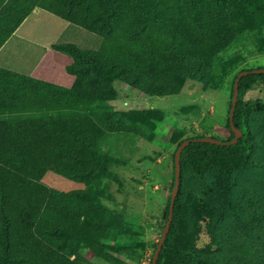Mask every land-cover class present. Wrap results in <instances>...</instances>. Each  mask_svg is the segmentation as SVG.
<instances>
[{
  "label": "rangeland",
  "instance_id": "374dc122",
  "mask_svg": "<svg viewBox=\"0 0 264 264\" xmlns=\"http://www.w3.org/2000/svg\"><path fill=\"white\" fill-rule=\"evenodd\" d=\"M102 1L93 0L91 13L101 11ZM105 1L115 13L109 18L110 31L102 37L72 26L82 33L72 40L83 50H96L94 42L102 40L101 58L131 65V71L111 81L118 66H102V80L88 85L90 104L65 105L60 93L44 98L36 93L23 101L25 107L0 110V122L102 117L101 125L115 134H107L105 141L103 137L98 155L88 154V165H73L91 198L79 192L85 187L63 189L60 204L47 209L43 218L45 205L18 208V219L10 228L13 249L0 264H151L168 220L178 146L197 137L230 140L235 75L264 69V55L259 54L264 49L263 29L235 33L237 49L229 63L236 69L225 79L214 59L212 78L192 80L186 72L172 74L160 67L165 61L159 54L166 48L161 34L174 31L188 38L196 32L199 22L186 0ZM145 3L154 11L148 12ZM199 5L210 18L214 16V2L202 0ZM83 35L93 41L81 43ZM186 43L193 47L189 38ZM72 60L76 68L78 62ZM262 83L242 92L240 102L251 108L264 103ZM134 111L144 112L140 116ZM251 121L257 138L264 137V116L254 113ZM257 146L255 157L244 161L237 148L202 146L187 153L183 196L159 264H264V141ZM86 169L90 172L82 173ZM229 197L238 207L234 214H224ZM83 214L91 215L92 222L84 221ZM72 229L78 230L72 234Z\"/></svg>",
  "mask_w": 264,
  "mask_h": 264
},
{
  "label": "trees",
  "instance_id": "16d2710c",
  "mask_svg": "<svg viewBox=\"0 0 264 264\" xmlns=\"http://www.w3.org/2000/svg\"><path fill=\"white\" fill-rule=\"evenodd\" d=\"M4 1L6 0H0V7ZM211 1L214 2L215 11L212 12L214 16L210 18V14H206L203 7L199 5L202 0H186V4L194 11L199 22L196 32L188 37L193 47L186 43L188 38H184L174 31H166L165 34H161L166 46L165 50L159 54L160 58L164 57L163 60L165 61V63L160 62L162 69L165 68L166 71L177 75L186 72V74L189 73V79L198 80L200 78L203 80L205 76L212 78L216 74L215 65L211 66V61L214 59L223 68V79L234 73L236 67H230L229 57L237 49L235 33L264 29V0ZM18 2L25 4L24 7L27 12H30L34 7H40L66 22L80 26L86 31L102 37L103 32L108 33L110 31L109 18L115 14L105 0L101 2V11L96 15L91 13L93 0H10L6 6L9 4L11 8V3L17 4ZM26 4H28L27 7ZM6 6L2 11L4 18L7 17L5 14L9 9ZM145 6L148 12L154 11L152 4L145 3ZM183 8L184 6L180 7V9ZM2 13L0 12V16ZM24 16L22 14L21 18ZM217 16L224 19L219 20ZM147 24L148 22H144L143 27ZM15 27L16 25L13 28ZM153 32L159 36L156 31ZM178 40H184V42L181 43ZM54 48L68 55L71 61L76 58L78 66L72 67L73 61L66 69L68 74L74 77L73 85L70 88L59 87L0 70V110L9 111L25 107L23 105L26 100L30 98V95L36 93L42 95L43 98L60 93L65 105L90 104L88 85L93 84L96 78L102 80L104 77L102 66L113 69L118 66L119 69L114 71V75L109 76L111 81L118 80L122 75L129 73L132 68L131 65L119 64L109 59L108 61L103 60L101 53H99L100 48L97 51H85L73 44L55 45ZM259 54L264 55V49ZM240 73L235 75L234 85ZM84 74H90V77L86 79L87 76ZM133 80L137 81V77H133ZM260 81H263L262 86H264V74H250L242 78L239 84V97L242 92L252 90L255 84ZM127 84L129 87H134L132 83L127 82ZM32 100H34L33 97L30 100V106L34 105ZM230 109H232V102ZM134 112L142 116L144 111ZM254 113L264 116V103H257L251 108L243 105L238 99L234 125L242 131L243 135L237 144L219 146L196 142L184 149L181 156L180 187L175 203L173 222L157 264H159L162 252L172 232L183 196L184 161L187 153L195 148L208 146L220 150L237 148V156L243 161L249 157H255L258 150L257 145H261L264 137L257 138L256 136L251 121ZM115 114L117 116V114L124 113L115 112ZM101 121L102 117L88 114L0 122V261H3V258L9 255L13 249L14 237L11 235L10 228L18 219V208H25L27 204H32L35 208L45 205L43 218L47 209L49 210L52 205L60 204V200L64 198V195L60 193L63 189L72 192L78 190V187H85L79 192L83 198L86 196L91 198L86 191L87 185L80 180V175L74 166L83 162L88 165L87 163L91 162L90 159L86 158L88 154L98 155L99 142H102L106 137L105 141L108 137L107 134H115L106 129V124L102 126ZM231 133L232 138L228 141L235 138L232 130ZM202 138L206 137L194 139ZM83 172L87 174L90 169L82 170ZM174 181H176L175 161ZM91 186L94 188L93 185ZM70 203L73 204L74 200L71 199ZM225 210L224 214H234L238 210L231 197L226 200ZM223 215L219 216L220 220H224ZM81 218L84 221L92 222L91 215L83 214ZM45 219L46 217L40 221L42 228L46 226ZM77 230L72 229L70 233L75 234ZM62 233L65 232L62 231ZM186 253L191 254L195 259L199 258L193 252L186 251ZM73 264L81 263L74 262Z\"/></svg>",
  "mask_w": 264,
  "mask_h": 264
},
{
  "label": "crops",
  "instance_id": "0c3cea01",
  "mask_svg": "<svg viewBox=\"0 0 264 264\" xmlns=\"http://www.w3.org/2000/svg\"><path fill=\"white\" fill-rule=\"evenodd\" d=\"M8 1L10 0L4 1L1 5V13ZM11 5V8L9 4L6 6L9 8L5 14L7 17L4 18L3 13L0 16V70L70 88L74 83V77L68 74L66 69L72 62L71 58L56 50L54 46L73 44L83 50L78 42L72 40L75 34L82 35V33L72 26L83 28L66 22L40 7H34L27 12L25 4L18 2ZM22 14L25 15L24 18H21ZM15 25L16 27L13 28ZM82 38L84 40H81V43L84 44L93 41V37L86 35ZM94 43L98 45L96 50L85 51L99 50L102 40ZM9 46L10 52L7 51ZM130 100L135 99L130 98Z\"/></svg>",
  "mask_w": 264,
  "mask_h": 264
},
{
  "label": "water",
  "instance_id": "95a60500",
  "mask_svg": "<svg viewBox=\"0 0 264 264\" xmlns=\"http://www.w3.org/2000/svg\"><path fill=\"white\" fill-rule=\"evenodd\" d=\"M250 74H257V75L264 74V69L241 72L235 81L234 95H233V101H232V109H231V113H230V126H231L232 132L235 134V138L232 141H228V142H222V141H218V140L212 139V138L187 140V141H184L180 145V147L178 148L176 155H175L176 181H175V186H174V188L172 190V194H171V203H170V208H169L168 221H167L166 227L164 229L163 235L161 237V240L157 246V249H156V252H155V255L153 257L151 264H157L161 250H162L164 243L168 237V234H169L170 228H171V224L173 222L174 208H175V203H176V199H177V195H178L179 187H180L181 156H182L184 149L187 148L192 143H196V142L208 143L211 145H219V146H232V145H235L238 143V141L242 138V135H243L242 131L237 129L234 125V115H235V111H236V107H237V103H238V99H239V84H240V81L242 80V78H244ZM164 216H166V214H164Z\"/></svg>",
  "mask_w": 264,
  "mask_h": 264
}]
</instances>
